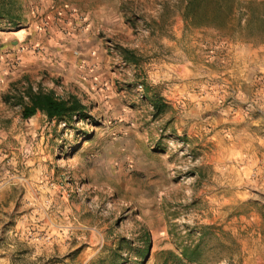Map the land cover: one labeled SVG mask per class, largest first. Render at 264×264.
I'll use <instances>...</instances> for the list:
<instances>
[{
  "label": "rangeland",
  "instance_id": "obj_1",
  "mask_svg": "<svg viewBox=\"0 0 264 264\" xmlns=\"http://www.w3.org/2000/svg\"><path fill=\"white\" fill-rule=\"evenodd\" d=\"M0 16V34L30 20L91 42L65 75L0 65V264H264V0H0ZM26 85L85 116L22 118Z\"/></svg>",
  "mask_w": 264,
  "mask_h": 264
},
{
  "label": "crops",
  "instance_id": "obj_2",
  "mask_svg": "<svg viewBox=\"0 0 264 264\" xmlns=\"http://www.w3.org/2000/svg\"><path fill=\"white\" fill-rule=\"evenodd\" d=\"M3 19V16H0ZM5 19V18H4ZM30 19V18H29ZM8 24L11 20H5ZM30 22V20H29ZM28 21L24 25L19 26L13 32L0 34V65H8L5 59L17 57L22 67H28L33 64H44L47 67H54L58 71L63 69L70 70L74 63L67 59L71 58V49L75 46L82 50H87L91 44L87 40L86 35L76 37L59 35L61 28L55 25H47L46 27L37 23L30 24ZM34 24V25H33ZM33 25V27H31ZM10 27H3L0 30H8ZM2 33V31L0 32ZM13 34V35H11ZM63 75L64 72L62 73ZM87 80V79H86ZM94 82H99L100 77L94 75Z\"/></svg>",
  "mask_w": 264,
  "mask_h": 264
},
{
  "label": "trees",
  "instance_id": "obj_3",
  "mask_svg": "<svg viewBox=\"0 0 264 264\" xmlns=\"http://www.w3.org/2000/svg\"><path fill=\"white\" fill-rule=\"evenodd\" d=\"M22 88V90L17 89V93L12 95L16 98L15 104L21 106L22 118H30L40 112L49 121H61L66 125L73 119L80 120L85 116L87 107L74 94L61 97L56 95L52 89H44L40 85L35 89L32 85ZM163 106L166 105L162 104Z\"/></svg>",
  "mask_w": 264,
  "mask_h": 264
}]
</instances>
